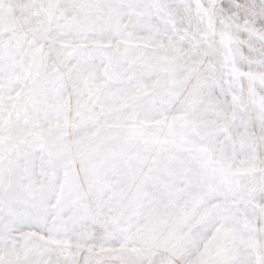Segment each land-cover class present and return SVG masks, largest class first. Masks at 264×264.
Listing matches in <instances>:
<instances>
[{
  "label": "snow or ice",
  "instance_id": "6c2138e0",
  "mask_svg": "<svg viewBox=\"0 0 264 264\" xmlns=\"http://www.w3.org/2000/svg\"><path fill=\"white\" fill-rule=\"evenodd\" d=\"M0 264H264V0H0Z\"/></svg>",
  "mask_w": 264,
  "mask_h": 264
}]
</instances>
